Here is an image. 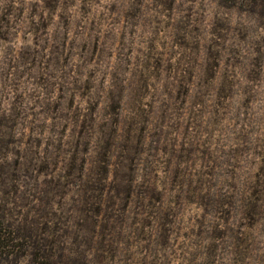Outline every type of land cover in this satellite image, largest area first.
<instances>
[{"label": "rangeland", "instance_id": "374dc122", "mask_svg": "<svg viewBox=\"0 0 264 264\" xmlns=\"http://www.w3.org/2000/svg\"><path fill=\"white\" fill-rule=\"evenodd\" d=\"M0 207V264H264V0H0Z\"/></svg>", "mask_w": 264, "mask_h": 264}, {"label": "trees", "instance_id": "16d2710c", "mask_svg": "<svg viewBox=\"0 0 264 264\" xmlns=\"http://www.w3.org/2000/svg\"><path fill=\"white\" fill-rule=\"evenodd\" d=\"M6 213L3 207H0V260L6 262L11 258L8 254L7 251H9V247L12 246V241L14 239H8L7 237L9 236L7 233L11 234L9 231V223L6 220ZM28 237V236H26ZM29 238V237H28ZM7 248V249H6ZM22 248V247H21ZM34 249L39 250L38 244L34 245ZM3 250V251H2ZM34 255H36L35 261L36 264H51V255L50 253H46V251L40 253V252H35Z\"/></svg>", "mask_w": 264, "mask_h": 264}]
</instances>
